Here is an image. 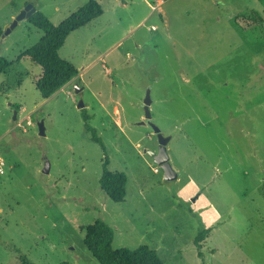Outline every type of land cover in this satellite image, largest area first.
Masks as SVG:
<instances>
[{"label":"rangeland","instance_id":"obj_1","mask_svg":"<svg viewBox=\"0 0 264 264\" xmlns=\"http://www.w3.org/2000/svg\"><path fill=\"white\" fill-rule=\"evenodd\" d=\"M87 1L0 0V56L11 63L0 74V264L21 254L99 264L83 243L98 218L113 248L144 244L162 264H264V24L233 22L245 8L264 20V0H164L154 12L156 0H96L102 15L59 49L78 74L42 98L25 51L43 31L27 19L4 31L27 3L58 24ZM147 90L173 180L145 151L158 144L139 123ZM83 112L109 169L127 175L122 202L100 189L103 151ZM204 228L200 258L193 240Z\"/></svg>","mask_w":264,"mask_h":264},{"label":"trees","instance_id":"obj_2","mask_svg":"<svg viewBox=\"0 0 264 264\" xmlns=\"http://www.w3.org/2000/svg\"><path fill=\"white\" fill-rule=\"evenodd\" d=\"M102 14V8L96 0H88L60 23H52L41 11L36 10L27 20L43 31V35L26 51L25 55L40 67L41 73L35 80V87L42 98H47L78 74L76 67L59 55V49L66 37L72 31L88 24ZM233 22L241 30L246 31L264 24L260 13L255 9H245L233 17ZM11 63L0 56V74L4 73ZM16 107V105H14ZM84 128L89 139L98 144L103 151L100 189L114 202H122L126 196L127 175L124 171L109 169V158L102 138L88 120L90 116L82 113ZM261 192L264 198V181L261 183ZM210 229H200L194 237L193 244L197 255L203 258L201 252L202 240ZM113 230L102 219L98 218L86 225L83 243L99 264H162L157 252L147 245H139L133 249L127 247L113 248ZM20 264H34L24 255L19 256ZM60 264H70L66 261Z\"/></svg>","mask_w":264,"mask_h":264},{"label":"water","instance_id":"obj_3","mask_svg":"<svg viewBox=\"0 0 264 264\" xmlns=\"http://www.w3.org/2000/svg\"><path fill=\"white\" fill-rule=\"evenodd\" d=\"M36 11V8L32 5V3H27L22 11L14 18L12 23L9 25V27L6 28L3 35H7L14 29V27L17 25L18 21L22 19H28L34 12ZM81 88L78 86V84L75 83L74 85V91L79 92ZM150 104H151V97L149 90L146 91L145 96L143 98V117L144 120H141L140 124H146L149 125L153 131V133L156 135L157 138V150H145L154 160V162L160 166V168L163 171V177L164 180H173L177 178V172L174 170V168L171 166L169 161V155L167 151V145L170 140L169 136H165L161 129L152 122L151 120V110H150ZM78 108H83L84 104L82 100H79L77 103ZM13 119H15V111L13 115ZM38 132L40 135L45 134L44 130V123L43 121L38 122ZM49 171V163L46 162L45 166L43 168V172Z\"/></svg>","mask_w":264,"mask_h":264},{"label":"built area","instance_id":"obj_4","mask_svg":"<svg viewBox=\"0 0 264 264\" xmlns=\"http://www.w3.org/2000/svg\"><path fill=\"white\" fill-rule=\"evenodd\" d=\"M156 2H157V4L153 5L152 9H155L157 6L161 5L164 2V0H157ZM153 28L154 27H151V29H153ZM3 166H4V161L0 159V172L1 173L4 172Z\"/></svg>","mask_w":264,"mask_h":264},{"label":"crops","instance_id":"obj_5","mask_svg":"<svg viewBox=\"0 0 264 264\" xmlns=\"http://www.w3.org/2000/svg\"><path fill=\"white\" fill-rule=\"evenodd\" d=\"M156 1H157V0H156ZM163 3H164V2H163ZM163 3H162V4H163ZM156 4H157V2H155V3H148V6L150 7L151 12L156 11V10L158 9V7L160 6V5H159V6H157L155 9H152V6H153V5H156ZM162 4H161V5H162ZM245 9H251V8H245ZM255 10H256V9H255ZM101 15H102V14H101ZM260 15H261V14H260ZM91 21H92V20H91ZM89 23H90V22H89ZM89 23H88V24H89ZM84 26H85V25H84ZM82 27H83V26H82ZM80 28H81V27H80ZM78 29H79V28H78ZM76 30H77V29H76ZM74 31H75V30H74ZM72 32H73V31H72Z\"/></svg>","mask_w":264,"mask_h":264}]
</instances>
